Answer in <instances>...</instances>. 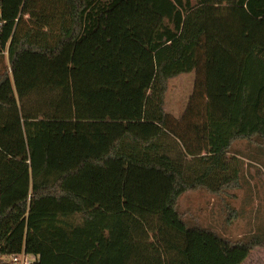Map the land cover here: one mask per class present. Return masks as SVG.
<instances>
[{
	"label": "trees",
	"instance_id": "obj_1",
	"mask_svg": "<svg viewBox=\"0 0 264 264\" xmlns=\"http://www.w3.org/2000/svg\"><path fill=\"white\" fill-rule=\"evenodd\" d=\"M0 52V264H242L264 246L179 208L239 186L236 140L264 144V0H0ZM193 71L176 120L168 82Z\"/></svg>",
	"mask_w": 264,
	"mask_h": 264
},
{
	"label": "rangeland",
	"instance_id": "obj_2",
	"mask_svg": "<svg viewBox=\"0 0 264 264\" xmlns=\"http://www.w3.org/2000/svg\"><path fill=\"white\" fill-rule=\"evenodd\" d=\"M6 69L11 72L8 53L0 52V72ZM196 76L194 71L182 73L168 82L165 110L176 120H180L194 94ZM228 156L240 157L244 162L239 186L220 193L206 189L187 191L180 198V211L186 221L213 228L232 239L261 235L264 233V144L259 146L239 139L232 144ZM3 259L12 264L9 256ZM243 264H264V246L253 250Z\"/></svg>",
	"mask_w": 264,
	"mask_h": 264
},
{
	"label": "built area",
	"instance_id": "obj_3",
	"mask_svg": "<svg viewBox=\"0 0 264 264\" xmlns=\"http://www.w3.org/2000/svg\"><path fill=\"white\" fill-rule=\"evenodd\" d=\"M10 257L12 264H38L40 255L31 254L23 250L21 253L13 254Z\"/></svg>",
	"mask_w": 264,
	"mask_h": 264
},
{
	"label": "crops",
	"instance_id": "obj_4",
	"mask_svg": "<svg viewBox=\"0 0 264 264\" xmlns=\"http://www.w3.org/2000/svg\"><path fill=\"white\" fill-rule=\"evenodd\" d=\"M246 260H247V259H246ZM244 262H245V261H244ZM244 262H243V263H244ZM243 263H242V264H243Z\"/></svg>",
	"mask_w": 264,
	"mask_h": 264
}]
</instances>
